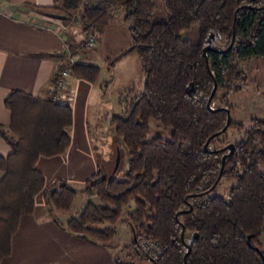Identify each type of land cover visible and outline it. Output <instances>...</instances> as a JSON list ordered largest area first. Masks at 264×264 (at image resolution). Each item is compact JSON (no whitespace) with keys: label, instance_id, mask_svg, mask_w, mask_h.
Returning <instances> with one entry per match:
<instances>
[{"label":"trees","instance_id":"1","mask_svg":"<svg viewBox=\"0 0 264 264\" xmlns=\"http://www.w3.org/2000/svg\"><path fill=\"white\" fill-rule=\"evenodd\" d=\"M35 8L74 18L85 31L84 44L88 33L103 34L122 13L132 44L119 58L136 52L145 81L143 92L122 101L124 110L111 120L128 150L126 178L99 170L82 190L63 180L48 185L36 167L41 157L65 155L70 148L71 105L12 91L5 101L11 126L0 127L12 146L9 156H0L5 172L0 180V264L11 255L20 220L34 213L40 193L54 215L70 212L80 192L97 201L89 200L65 224L58 221L80 239L112 247L123 210L134 202L127 222L137 240H155L166 248L157 264H264V119H253L245 130L231 117L224 131L227 109L231 116L233 111L229 96L248 82L240 61L264 58V0H56L54 6ZM222 39L224 48L216 47ZM208 46L216 50L205 53ZM66 54L51 84L65 67ZM73 75L95 81L100 68L80 62ZM214 102L218 106L212 108ZM151 120L171 129V137L147 140ZM229 130L243 133L241 140L213 147ZM231 143L232 152L227 148ZM222 180L237 183L226 196H211ZM133 247L149 258L137 241Z\"/></svg>","mask_w":264,"mask_h":264},{"label":"crops","instance_id":"2","mask_svg":"<svg viewBox=\"0 0 264 264\" xmlns=\"http://www.w3.org/2000/svg\"><path fill=\"white\" fill-rule=\"evenodd\" d=\"M55 3L56 0H3L0 127L11 126L12 114L5 101L12 91L49 97L52 80L63 65L62 54L67 50L77 51L82 63L99 67L100 75L95 81L72 75L67 88L62 91L73 110L72 140L67 153L41 157L36 164L48 185L63 180L82 190L110 160L98 156L95 136L104 134L100 129L104 127L102 121L111 125L114 115L123 111L125 97H135L143 92L145 76L139 57L134 55L136 52L119 58L132 44L129 23L122 13H117L104 33L97 35L93 46L86 47L85 31L74 18L35 8L51 7ZM131 56L133 61L129 59ZM107 65L108 70L103 73ZM132 65L135 73L141 74L137 84L133 80L135 73L130 75L129 72ZM11 153L12 146L0 134V156L7 157ZM4 175L5 172L0 170V180ZM69 214L50 213L44 195L40 193L34 213L21 218L12 239V253L2 264H117L118 257L112 247L80 239L59 224L73 218Z\"/></svg>","mask_w":264,"mask_h":264},{"label":"rangeland","instance_id":"3","mask_svg":"<svg viewBox=\"0 0 264 264\" xmlns=\"http://www.w3.org/2000/svg\"><path fill=\"white\" fill-rule=\"evenodd\" d=\"M162 10L163 8L161 7L160 12ZM185 36H192V39H197V34L189 35L188 33H186ZM226 43V40L222 39L216 42L215 46L224 48ZM134 55L135 57H139L136 56L137 53ZM129 59L133 61L132 56ZM135 61L137 63L136 58ZM108 65L103 68V73L108 70ZM239 65L242 71H244L247 75L248 82L243 86V89L240 92L232 93L229 96V104L233 107L231 116L232 120L243 124L246 130L251 126V121L253 119H264V58L254 57L248 60H242L240 61ZM133 68L134 66L132 65L129 70V72H131L130 75L135 73ZM139 75H141L140 72L134 74L133 80L135 81V84L140 81L141 76ZM133 98L134 97L132 95H129L128 97H125L124 102L126 100L129 101ZM125 105L126 104H123V108L125 107ZM217 106L218 103L214 102L213 107ZM102 125L104 126V130L102 129V127L100 129L104 134L101 136H95V140L98 143V156L100 157V159H102L103 157L106 161L109 159L110 160L108 162L105 161L106 167H101L99 170H103V173H114L118 151H120L121 162L119 169L116 171L115 178L123 180L126 178V173L128 171V150L122 140L119 139V137L115 134V130L112 124H107L103 120ZM150 127L151 130L147 137V140H151L158 135H161L164 138L171 137V129L162 127L156 120L150 121ZM242 136L243 133L235 130H229L227 136H222L220 140L213 145V147H218L226 142H238L239 140H241ZM236 183V180H222L210 193V195L226 196L229 193L230 189L236 185ZM89 200L97 201V197L90 196L88 193L80 192L75 199V205L70 211L69 216L78 217L82 212L81 210L83 208V204ZM134 208V202L124 208L122 218L117 224V237L112 244V250L118 257V259L124 264H154L150 258L138 254V252L133 247L134 234L131 226L127 222V217ZM260 241L262 243V248L264 251V235L261 237Z\"/></svg>","mask_w":264,"mask_h":264},{"label":"built area","instance_id":"4","mask_svg":"<svg viewBox=\"0 0 264 264\" xmlns=\"http://www.w3.org/2000/svg\"><path fill=\"white\" fill-rule=\"evenodd\" d=\"M2 4H3V0H0V18L3 14ZM96 39H97V35L94 32L88 33L85 46L86 47L93 46L96 43ZM81 61H82L81 57L77 51H73L72 49L67 50L66 65L59 72L55 83L51 85V89H50L51 92L49 95L50 98L68 103L66 98L67 96H65L62 91H64L65 88H67V83L73 75V67L76 64L80 63ZM212 108H214L213 105ZM137 242H138V247L139 248L141 247L143 252L150 259L154 261L159 260L166 249L161 243L155 240H149L144 237L139 238Z\"/></svg>","mask_w":264,"mask_h":264},{"label":"water","instance_id":"5","mask_svg":"<svg viewBox=\"0 0 264 264\" xmlns=\"http://www.w3.org/2000/svg\"><path fill=\"white\" fill-rule=\"evenodd\" d=\"M234 41H235V37H233V39H232V42H231V45H230V47L228 48V50L229 49H231V47L233 46V44H234ZM210 49H214V50H216L214 47H212V46H208V47H206L205 48V53L208 51V50H210ZM223 51H226V50H223ZM217 82H215V88H214V90H213V92H212V94H211V97H210V99H209V103H208V105L209 106H211V101H212V98H213V96L215 95V93H216V91H217ZM228 110V113H229V121H228V124H227V126L225 127V129H224V131L228 128V126H229V123H230V119H231V113H230V110L229 109H227ZM206 148H208V144H206ZM231 152L234 150V148H235V145L233 144V143H231V144H229L228 145V147H227ZM227 156L228 155H224L223 156V164L225 163V160L227 159ZM120 162H121V152L120 151H118V156H117V160H116V166H115V172L114 173H116V171L119 169V166H120ZM106 174L107 173H105V176H106ZM221 177V176H220ZM133 229V234H134V242H136L137 241V236H136V232H135V230H134V228H132ZM248 242L250 243V237L248 238ZM258 250V249H257ZM189 251H190V248H189V250H188V252H187V254L189 253ZM260 253H261V256H262V259H263V262H264V254L260 251ZM187 256V255H186ZM186 258V257H185ZM152 260V259H151ZM153 261V263L154 264H157V262L156 261H154V260H152Z\"/></svg>","mask_w":264,"mask_h":264}]
</instances>
